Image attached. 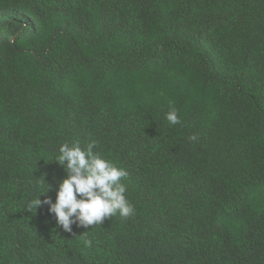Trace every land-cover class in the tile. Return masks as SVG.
Returning a JSON list of instances; mask_svg holds the SVG:
<instances>
[{
    "label": "trees",
    "instance_id": "obj_1",
    "mask_svg": "<svg viewBox=\"0 0 264 264\" xmlns=\"http://www.w3.org/2000/svg\"><path fill=\"white\" fill-rule=\"evenodd\" d=\"M77 141L134 215L29 207ZM0 264H264V0H0Z\"/></svg>",
    "mask_w": 264,
    "mask_h": 264
},
{
    "label": "clouds",
    "instance_id": "obj_2",
    "mask_svg": "<svg viewBox=\"0 0 264 264\" xmlns=\"http://www.w3.org/2000/svg\"><path fill=\"white\" fill-rule=\"evenodd\" d=\"M165 118L170 125L180 123L178 110L174 108L166 113ZM189 139L196 140L197 137L192 135ZM95 147V141L84 147L78 141L71 145L62 144L54 159L64 167L67 176L59 182L55 202L46 195L51 188L46 183L47 187L29 204L36 210L42 204L48 205V211L54 214L57 224L66 232L72 231L73 224L88 228L100 225L105 218L117 213L123 218L134 215V205L127 199L126 185L121 182L128 172L95 151ZM41 195H45L43 201ZM84 245L91 247L92 241L84 237Z\"/></svg>",
    "mask_w": 264,
    "mask_h": 264
}]
</instances>
